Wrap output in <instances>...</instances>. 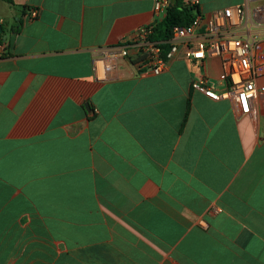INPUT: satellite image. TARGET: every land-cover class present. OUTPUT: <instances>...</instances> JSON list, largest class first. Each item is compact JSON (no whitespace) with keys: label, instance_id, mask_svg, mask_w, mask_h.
<instances>
[{"label":"crops","instance_id":"crops-1","mask_svg":"<svg viewBox=\"0 0 264 264\" xmlns=\"http://www.w3.org/2000/svg\"><path fill=\"white\" fill-rule=\"evenodd\" d=\"M13 1L39 13L0 6L24 22L0 56V264H264V97L238 120L191 86L224 90L222 61L184 50L158 75L134 48L96 68L156 0Z\"/></svg>","mask_w":264,"mask_h":264},{"label":"built area","instance_id":"built-area-1","mask_svg":"<svg viewBox=\"0 0 264 264\" xmlns=\"http://www.w3.org/2000/svg\"><path fill=\"white\" fill-rule=\"evenodd\" d=\"M171 0H156L154 12L166 15ZM184 5L194 13L187 26L173 30L167 41L152 40L156 25L142 27L123 46L108 48L102 57L94 60L96 68L104 64L106 57L129 58L130 49L136 50V61L141 70L155 75L168 70L169 63L181 50L187 59L203 61L219 58L223 64L224 90L217 91L210 77L201 73L192 81V89L202 91L214 101L232 100L238 110V120L257 118V101L264 97V85L259 79L264 75V0H243L211 13H204L200 0H184ZM38 10H31L28 18L38 17ZM7 45H0V56Z\"/></svg>","mask_w":264,"mask_h":264},{"label":"trees","instance_id":"trees-1","mask_svg":"<svg viewBox=\"0 0 264 264\" xmlns=\"http://www.w3.org/2000/svg\"><path fill=\"white\" fill-rule=\"evenodd\" d=\"M0 1L8 4L11 8L18 9L22 16L29 13V8L16 6L13 0ZM183 2L184 0H171L165 17L156 24L154 33L151 37L152 40L163 42L166 49L169 48L167 41L172 38L173 30L179 26H187L195 17L192 10L187 8ZM23 24L24 22L21 17H19V21L14 26V29L8 30L6 26L2 24L4 31L0 32V45L6 44L10 40V35L12 33H19Z\"/></svg>","mask_w":264,"mask_h":264},{"label":"rangeland","instance_id":"rangeland-1","mask_svg":"<svg viewBox=\"0 0 264 264\" xmlns=\"http://www.w3.org/2000/svg\"><path fill=\"white\" fill-rule=\"evenodd\" d=\"M236 5V4H235ZM0 6H2V8L5 10V9H7L8 10V5L7 4H5V3H2V2H0Z\"/></svg>","mask_w":264,"mask_h":264},{"label":"water","instance_id":"water-1","mask_svg":"<svg viewBox=\"0 0 264 264\" xmlns=\"http://www.w3.org/2000/svg\"><path fill=\"white\" fill-rule=\"evenodd\" d=\"M4 30H3V28H2V25L0 24V32H3ZM86 106H88V104L86 105Z\"/></svg>","mask_w":264,"mask_h":264}]
</instances>
